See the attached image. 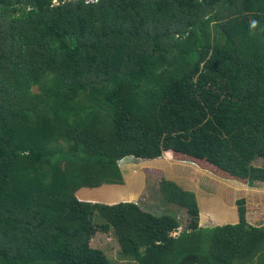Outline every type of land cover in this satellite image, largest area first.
Masks as SVG:
<instances>
[{"label": "trees", "instance_id": "1", "mask_svg": "<svg viewBox=\"0 0 264 264\" xmlns=\"http://www.w3.org/2000/svg\"><path fill=\"white\" fill-rule=\"evenodd\" d=\"M164 155L264 186V0H0V264H112L110 229L137 264H264L243 199L199 225L163 178L191 221L142 209L123 160Z\"/></svg>", "mask_w": 264, "mask_h": 264}, {"label": "rangeland", "instance_id": "2", "mask_svg": "<svg viewBox=\"0 0 264 264\" xmlns=\"http://www.w3.org/2000/svg\"><path fill=\"white\" fill-rule=\"evenodd\" d=\"M123 161H125L123 166H126L128 169L127 175L129 176V173L132 175V181H136L137 177L145 181L142 195L137 199L141 206L144 204L142 209L152 211L155 215L159 213H168L175 216L178 220L180 230L185 228V226L191 221L192 216H190L187 209L183 208L180 204L177 203V205L173 202L162 201L158 189L159 182L163 178L174 181L177 185L182 187L183 190L190 192L195 189L192 180L197 181L202 187L204 193L210 194V192H214L213 194H215V198L221 197V193H223L225 194L224 199L230 202L233 206L237 204V201L243 199L246 206V220L249 223L257 225L264 223L263 185L249 186L235 179L227 177L221 178L218 174L213 173L207 167L201 166L197 161L191 163V159L183 158L180 155H164L160 158L151 160L135 159L132 157ZM261 163V158L254 161L255 165H260ZM211 172L217 177L213 178ZM206 198L205 201V197H202L199 200L196 199L197 205L201 206L203 204L205 206V204H207L206 206H208L210 198ZM200 215L201 213L199 212L198 223L201 222ZM215 216L221 217L216 214ZM90 242L93 247L102 249L107 258L111 260L112 264H137L135 261L121 256L120 245L113 229H110L107 232H97L91 238Z\"/></svg>", "mask_w": 264, "mask_h": 264}, {"label": "crops", "instance_id": "3", "mask_svg": "<svg viewBox=\"0 0 264 264\" xmlns=\"http://www.w3.org/2000/svg\"><path fill=\"white\" fill-rule=\"evenodd\" d=\"M127 171L124 174V178L128 183H132V175L129 173V176H128ZM212 176L213 178L217 177L213 173H212ZM138 182L143 184L145 181L142 180V182L141 181H138ZM192 183L195 187V189H193L192 192L194 193L195 198L197 200H199L202 197H205L204 201L207 199L206 197L210 198L208 206H206L207 204H205V206L203 204L201 206H198L199 212L201 213L200 215L201 222L198 223L199 225H206L210 223L222 224V223H227V222L236 223L239 220L237 204L235 203L236 205L233 206L230 202L225 200L224 199L225 194L221 193L222 195L221 197L215 198L216 196L215 194H213L214 192H210V194L204 193L202 187L200 186V184L197 183V181L192 180ZM144 185L142 186L139 193L136 194L137 199L138 197H140V195H142V190H143ZM107 193L110 196H115V194L117 193L118 194L117 196H122V197H126L130 194L126 190H108ZM138 204L141 206L140 203ZM215 214L220 215L221 217H217L215 216ZM213 221H216V222H213Z\"/></svg>", "mask_w": 264, "mask_h": 264}, {"label": "clouds", "instance_id": "4", "mask_svg": "<svg viewBox=\"0 0 264 264\" xmlns=\"http://www.w3.org/2000/svg\"><path fill=\"white\" fill-rule=\"evenodd\" d=\"M256 24H257V21H252L250 27H251L252 29H254V28L256 27ZM191 163H193V162H191Z\"/></svg>", "mask_w": 264, "mask_h": 264}]
</instances>
